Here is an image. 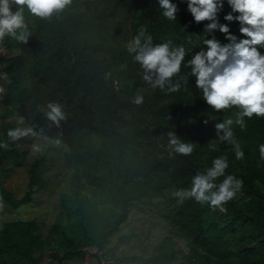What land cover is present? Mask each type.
Here are the masks:
<instances>
[{"label": "trees", "instance_id": "1", "mask_svg": "<svg viewBox=\"0 0 264 264\" xmlns=\"http://www.w3.org/2000/svg\"><path fill=\"white\" fill-rule=\"evenodd\" d=\"M0 45L18 51L0 120L20 107L71 168L47 236L0 219V264H102L150 202L170 227L153 263L264 264V0H0ZM5 130L0 168L19 160ZM45 160L20 198L0 179V206L34 202Z\"/></svg>", "mask_w": 264, "mask_h": 264}, {"label": "rangeland", "instance_id": "2", "mask_svg": "<svg viewBox=\"0 0 264 264\" xmlns=\"http://www.w3.org/2000/svg\"><path fill=\"white\" fill-rule=\"evenodd\" d=\"M18 53L17 50H8L3 45H0V57H11ZM8 82L4 66L0 63V113L5 111V106L1 100L6 91ZM29 104L26 105L28 109ZM15 115L7 119L0 120V135H4L5 129H10L14 132L13 140L15 148L19 152L18 161H10L5 167L0 168V179H3L4 186L14 193L18 198L24 196L28 189L30 179V169L32 163L39 157L45 156V178L47 186L39 191L33 203L12 209L6 206H0V219L4 221L36 218L42 222V233L47 236L50 232L51 225L59 210L60 195L69 189V175L71 168L67 164L66 152L68 148L58 140L47 138L36 134L32 129L27 118L21 113V108H15ZM206 178L209 176L205 175ZM229 190H233L229 186ZM224 217L226 213H219ZM134 233L133 237L128 242H120L122 235ZM170 233V227L165 219L159 213L157 204L141 203L134 206L129 215L128 222L124 224L122 230L114 234L109 244L107 245V258L102 261V264H125L116 263L114 259L122 257L137 256L140 259L129 264H150L148 259L155 254L160 248L162 239ZM234 243L237 238L234 237ZM177 248H186L184 242L178 240ZM95 248L87 250L84 259H76L73 264H99L98 259L94 256ZM187 252V250L185 249ZM48 252V251H47ZM62 259L53 261L52 264H62ZM51 257L46 253L44 264L49 263ZM151 264L153 263L151 260ZM182 260L179 259V262ZM158 264H167L158 263Z\"/></svg>", "mask_w": 264, "mask_h": 264}]
</instances>
